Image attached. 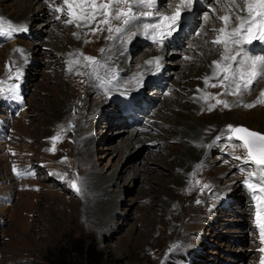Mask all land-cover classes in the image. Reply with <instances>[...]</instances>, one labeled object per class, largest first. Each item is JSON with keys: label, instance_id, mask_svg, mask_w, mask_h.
Here are the masks:
<instances>
[{"label": "rangeland", "instance_id": "1", "mask_svg": "<svg viewBox=\"0 0 264 264\" xmlns=\"http://www.w3.org/2000/svg\"><path fill=\"white\" fill-rule=\"evenodd\" d=\"M28 1L0 0V18H3L0 24L5 30L9 22L21 26L24 20L20 15L32 7ZM178 2L159 0L158 12L174 9ZM214 2L197 0L192 11L183 17L181 33H174L163 47L164 51L144 32L138 39L141 32L135 33L134 28L111 40L107 38L106 29L96 34L84 30L76 38L79 47L74 50L75 56L68 50L72 41L65 33L69 29L73 36L71 25L63 24L60 29L65 33V42L63 38L56 40L48 37L47 32L43 33L50 26L38 31L32 26V33L0 35V88L6 90L18 83L21 97L0 96V264H261L264 257V252L259 251L264 247L260 242V224H264L261 198L264 194L257 189L254 198L253 191L244 184L249 172L257 170L254 165L233 159L237 155L245 156V151L234 147L235 140L227 139L230 135L227 126L241 124L264 133V105L243 107L257 100L264 90V79L243 97L219 96L231 105L230 109L216 105L215 98L224 89L210 85L218 80L208 84L211 93L206 97L211 94L215 107L211 114H207L208 109L204 110V119L196 121L201 125L204 140L199 154H194V143L182 137L169 140L174 150L160 149L163 140L156 139L159 132L147 126L149 117L157 109L156 103L150 104L149 111L139 112L147 107L151 97L157 99L162 93L176 100L173 94L184 90L182 97L185 98L179 100L181 103L186 102L187 96L196 97L193 91L200 89L199 83L208 76V71H214L215 67L209 62L214 61L222 46L213 49L216 45L211 41L216 33L208 35L203 29V25H207V30L211 31L215 27L209 26L214 25V21L221 24L215 16L205 19ZM215 6L223 8L225 2L217 5L215 2ZM50 13L43 21L57 17L58 13L52 10ZM221 13L223 11H217L216 15ZM63 18L65 16L61 15L60 20H55L64 22ZM143 18L148 21L147 17ZM113 23L117 25L116 21ZM131 37L138 39L136 43V40L131 41L138 50L133 44L128 45L126 50L130 47L132 51L126 57V64L135 68L124 69L125 62L120 64L123 71L114 72L116 79L121 78L119 84L105 81L108 91L101 92L98 89L102 87L97 85V92L94 93V89L89 92L85 80L90 72L86 70H93L94 65L84 57H95L103 62L107 53H113L115 41ZM41 38L44 42L37 51L34 45H38ZM193 41H203L211 48L207 53L195 51L197 45H190ZM157 46V53L170 52L160 58V68L144 71L142 74L145 73L147 79L144 77L138 87L129 85L131 74L140 68L139 59L147 57ZM101 49L105 51L102 53ZM248 49L252 55H264L257 50L251 52L249 46ZM110 64L112 68L116 63ZM6 66H10V70ZM17 69L23 72L20 80L15 78ZM160 69L162 76L156 79L155 73ZM171 83L173 87L169 89ZM70 87L78 95L74 105L68 91ZM133 94L140 95V101L147 98V104L132 102L127 108L126 103L133 100ZM210 98L203 102L207 104ZM85 99L92 105L99 99L94 103L95 111L102 116L96 117L92 106L88 107L83 119L91 118L92 125L83 135L76 123ZM105 102L106 106L100 108ZM136 106H140V110L134 112ZM163 109L164 106L160 112L167 115ZM182 111L174 110L177 114ZM173 121L177 128L183 126L182 117L176 116ZM81 122L83 124V120ZM150 123L156 122L152 119ZM136 126H142L139 129L144 131V136L129 135ZM163 129L169 130L167 125ZM56 136L59 139L54 145L52 137ZM86 137L90 138L87 146L91 172L79 161L75 146ZM183 141H187L191 150L185 148ZM53 146L55 151L50 150ZM189 155L193 156L192 161L183 170L177 168L181 158ZM13 166L30 174L19 178ZM77 177L83 181L81 194L70 186ZM252 179L255 181L256 177ZM86 207L90 210L87 213ZM84 241L97 246L96 260L83 262L80 259L79 247Z\"/></svg>", "mask_w": 264, "mask_h": 264}, {"label": "snow or ice", "instance_id": "2", "mask_svg": "<svg viewBox=\"0 0 264 264\" xmlns=\"http://www.w3.org/2000/svg\"><path fill=\"white\" fill-rule=\"evenodd\" d=\"M56 2L57 0H52L50 10L65 16V24H75L77 28L86 27L92 34L106 29L109 33L107 38L111 40L116 39L121 33L134 26L140 18L157 16L159 0H61L60 6L52 7V4ZM196 2L197 0H179L171 15L160 16L161 23L144 25L146 29L151 30L150 38L153 43L164 46L166 40L171 39L174 33H178L184 15L192 11ZM215 2L220 4L221 0H215ZM209 11L222 24L218 29H211L212 32L216 33L211 43L222 46L223 51L221 58L212 62L215 66L213 76L211 78L205 77L204 82L208 85L210 79L218 80V83L210 85L213 88L221 87L224 89V92L217 94L216 105L230 109L231 105L226 100L220 99L219 96L243 97L253 90L256 83L264 79V55H252L248 49V46L253 45L254 42L264 44V0H225L223 15H216L217 9L215 7L210 8ZM61 15H58L56 19L60 20ZM210 18V16H205L206 20ZM2 19L0 18V21ZM114 21L119 22V25H115ZM26 31V27L11 24V22H9L7 30L0 24V35L3 36H11L12 33ZM17 51L21 50L18 49ZM104 51L101 49L102 53ZM84 59L91 65L98 63L95 57L85 56ZM186 59L190 58L186 57ZM159 61L160 57H155L154 60H149L146 63L155 62L159 66ZM234 65L236 66L234 67ZM6 67H9L10 70V66ZM22 75L23 72L17 69L16 80H20ZM221 75L222 79H220ZM99 86L104 88L107 85L101 79ZM19 89L18 83L10 85L6 90L0 88V96H4L6 99H21ZM210 97L211 94L201 98L206 101ZM257 104L264 105V90H261L255 102L243 104V107L250 109ZM213 107L215 105L210 106L208 110L212 111ZM227 130L230 133L227 139L235 140L237 143L234 144V147L243 148L245 151V156L237 155L233 159L242 161L246 165H254L257 170L249 172V178L244 181V184L253 191L254 198H256L257 189L259 193L264 194V133L233 125H228ZM58 139L59 136L52 137L54 145ZM50 150L55 151V146ZM240 170L245 171L244 168ZM13 172L19 178L30 174L18 171L15 166H13ZM253 177H256L255 181H253ZM70 186L77 194H81L83 191V181L79 177L73 180ZM261 199L264 202V197ZM260 242L264 244V224H260ZM259 251L264 252V247H261ZM261 264H264V257L261 258Z\"/></svg>", "mask_w": 264, "mask_h": 264}, {"label": "bare ground", "instance_id": "3", "mask_svg": "<svg viewBox=\"0 0 264 264\" xmlns=\"http://www.w3.org/2000/svg\"><path fill=\"white\" fill-rule=\"evenodd\" d=\"M40 1H41V3H40ZM43 1L44 0H30L32 7L30 8L29 12L27 11V13H24V14L20 15L21 16L20 18H22V20H24V22H25V23L24 22H21V26L26 27L27 28V31H29V32L31 31L32 26H35L36 27L35 28L36 31H38L37 30L38 28H46L47 26H50V28H46L47 29L46 31L43 30V33H46L47 32L48 33V37L55 38L56 40H61L60 38H63L64 39V42H65L64 34L65 33L69 34V37H70L72 43H71V45L68 46V50H69V52L72 53L73 56H75V53H74L75 51L74 50L79 47V42H78V40L76 38H78V35H81L82 34V31H84V30L87 31L88 28H86V27H80V28L75 29V27H76L75 24H72L71 25L72 31H74V33L77 32L76 36H74V34L72 36L70 34V32H69V29H66L65 33L64 32H61L60 29H63V27H62L63 24L66 25V26H68L67 24H65V22H60V21L59 22H56V20H55L56 17L55 16L53 18L54 20H52V19H51L52 21L49 20L50 22L49 21L48 22L43 21L49 14H51L50 13V3H52V0H49V1L46 0L45 3ZM221 1L222 2H225V0H221ZM222 2H220V3H222ZM60 3L61 2H59V0H57L56 3L52 4V7L60 6ZM35 4L37 5V8L36 9H34ZM212 5H213V7H215L217 9V11H223V9H224V7L222 8V6H220V8H218L217 6H215V2ZM28 6H29V4H28ZM173 11H174V9H166V11L158 12V15L159 16H162V15H171ZM58 14H57V16H58ZM223 14H224V11H223ZM223 14L221 13L220 15H223ZM158 15L157 16H153L151 18H148V21H145L144 18L142 17V18H140L135 23L134 26H131L128 30H132L134 28V29H136L134 31L135 33L141 32L140 34H138L139 36H137L138 39L140 38V36L142 35L143 32L145 34L147 33L148 35L151 36V30L150 29H146L144 27V25L161 23L162 21L160 20V17H159V19L157 18ZM192 15H194V14H192ZM207 16H210V17L212 16L213 17V15H212L211 12L208 13ZM211 18H210V20H211ZM19 19H17V21H19ZM65 19H66V17L63 18L62 20L64 21ZM193 22H194V19L191 17V24H193ZM116 23H117V25H119V22H116ZM186 25L188 26V25H190V23H188V21H187L186 22ZM203 26H204V28H203L204 29V32L206 34L213 35L214 32H212L210 30H207V28H208L207 25H203ZM221 26H222V24H220V23L217 24L214 21V25H210L209 27L220 28ZM39 31H40L39 33H42V30H39ZM30 33H32V31ZM178 33H181V31L179 30ZM173 37H174V35H173ZM133 39L134 38L131 37V38H128V39H123L121 42L115 41L113 43V45H112L113 46V48H112L113 53L112 52L111 53H107L106 52L107 55H106V58H103V62H102L101 59H97L98 63L94 65V69L93 70H86V71H89L90 72V77L87 80H85V82L88 83L90 86H93V88L89 87L88 84L85 86V87H88L86 89H88L89 92L91 91V89H94V93L97 92L98 90H100L101 92H104L108 88L107 86L104 87V88H101V89H98L97 88V85H100V80L101 79H103L107 83H110V81H112L113 83H116L117 82L119 84L121 82V78L120 79H116L115 78L114 72L115 71L122 72L123 69H121L120 64H122V63L124 64V62H125V64H124L123 68L124 69H129V68L131 69V67H128V65L126 64L127 63L126 62L127 61L126 60V57L128 58V55H129L130 51H132V49L129 47L128 50H126V48L128 47V45H130L131 41L134 42L136 40L134 42V43H136L137 40H138V39H135V40H133ZM183 39H184V37L181 38V40H183ZM42 41L44 42V40H42V38H41V41L38 43V45H36V44L34 45L35 48L37 49V51H39L42 48ZM167 41L168 40L165 41L164 46H161L160 45V48H162V51L165 50L163 47H165L167 45ZM133 42L131 44H133ZM192 43L194 45H197L196 47H194V50L195 51L200 50L203 53H207L210 50V48H211L209 45H206V43H204L203 41H199L197 43H195L193 41L190 44L191 46H192ZM133 45H134V48H136L135 50H138L137 49V46H135V44H133ZM108 47H110V46H108ZM216 47H218V46L216 45V46H214L212 48L214 49ZM53 50H56V49H53ZM68 50H67V52H68ZM158 50H159V47L158 46L157 47H154V48H152V53H148L147 54V57L144 58V56H142L139 59V62L138 63L140 64V68L138 70H141V71L137 72L138 71L137 70L135 73L131 74L132 77L129 80V83H128L129 85H132V86L139 85L140 82H141V80L144 77L146 78L145 73L142 74L144 71L149 70V69L152 70L154 68H158V69L160 68V63H159V66H157V64H155V62L153 64H150V65L148 63H146L149 60H154L155 57H160V58L161 57H165V56H168L167 54L170 53V52L157 53ZM222 51H223V48L221 47V50H219V52L217 50L218 56L213 57V59L214 60H219L221 58V52ZM112 54H114V55L112 56ZM259 55H262V54H259ZM76 60H78V59H76ZM101 62H102V64H101ZM113 62L116 63V64H114V66L112 68H110L111 67L110 66L111 65L110 63H113ZM60 63H62V66H63V63H65L64 59L62 61H60ZM104 63H105V65H103ZM209 63L212 64V62H209ZM74 64H75V62H74ZM25 66H26V62H25ZM150 67H152V68H150ZM211 67L214 68L215 66L212 64ZM134 68L135 67H133L131 70H133ZM142 69H144V70H142ZM162 72H163L162 69H160L159 72L157 71L155 73L156 74V79H158L157 77L162 76L161 75ZM209 72L210 71H208V76H206V77H210L211 78L213 76V72L214 71H212L210 73ZM214 81L217 82V79H215V80L210 79L209 80V83H212ZM152 83H154V81ZM199 84H201L200 85V89L193 91V92H196L195 93L196 97H189V96H187V100L184 103H181L180 102V101H182L185 98V97H182V95H184V93H186L184 90H180L181 92L179 94H176V95L173 94V96H175V99L176 100H174V99L172 100L170 98H167L166 97V94L165 93H162V94H160V96L158 95L157 99L155 97H151V99L149 101H147V103H148L147 107H142L141 111H139L140 114H141V112L143 113V112H145L149 108L150 104H152L153 102L156 103L157 109H156L155 113L152 116L149 117V121L147 122L148 123L147 126H150L152 128V129L150 128L151 130L158 131L159 132V134L156 137V139H158L159 141H162L163 140L162 146H159L160 149H165V150L167 149V150H171V151L174 150L173 149V146L169 144V140H172V139H177L178 140V139H180V137H182V138H186L187 141L193 142L194 143V145H193L194 148L193 149L195 151L194 154H199V148L201 146L203 147L204 140L202 138V136H203L202 135V130L200 129V126L201 125L200 126L197 125L196 121H199V120L204 119V117H203V116H205L204 115L205 114L204 113V110H207V109H209L210 106L214 105V101L212 100V97L209 99V102L207 104L203 102V99L201 97H206V95L209 92L211 93V91L209 90V92H208V89H207V86L208 85L205 84L204 79ZM157 87L159 89L163 88L162 86H157ZM172 87H173V84L171 83V86H168V88L171 89ZM233 87H234V85H233ZM68 91L70 92V95L72 96V99H73L72 100V105L76 104V101L78 100V95H76L75 91L71 87H70V90L68 88ZM106 91H108V90H106ZM153 92H156V91H153ZM86 93H87V91H86ZM109 93H110V91H109ZM133 95H134V97L131 98L133 100L132 101L131 100H128V103H126V104H129L127 106V108L130 107V105H131L132 102H134L135 105L138 104V103H140V102L141 103L143 102V103L147 104L146 101H145L147 98L146 99L142 98L143 100L140 101V98H141L140 95H138V94H133ZM97 100H99V99H97ZM97 100L94 103H98ZM100 101H102V100L100 99ZM164 101H166V102L164 103ZM94 103L92 105L91 102H89V101L87 102V100L85 99V100H83L84 107L82 108V110L80 108L78 110L79 117H78V121H77L76 125L78 126V129L80 130V132H83L84 133L83 135H86V129L87 128H90L91 125H92L91 118H88L86 116V118H85L86 121L85 122H84L85 119H83V115L86 113L87 108L88 107L90 108V106H92V110H94V112H92V114H95L96 117H98V114L101 115V113L99 111H95L96 105ZM188 103H190V106H187ZM104 104L106 106V102H105V103H102L101 104V107L100 108H104ZM141 106H144V105H141ZM162 106L165 107V110L164 109L163 110L166 111V112H168L167 115H162L163 113L160 112L159 109ZM175 108H179V109L184 110V111H182V113H180V114H177L176 112H174ZM138 110H140V106H136L134 112L135 111H138ZM66 111H67V109H66ZM147 111H149V110H147ZM211 112L212 111H209V112H207V114H211ZM187 114H188V119L186 118V115ZM176 116L177 117H182V119H183V126H180V128H177V126H175V122L173 121V119ZM147 118H148V116H147ZM152 119L155 120L156 123L151 124L150 123V120H152ZM81 120H83V124H82ZM136 121L137 120H135V123L134 124H137ZM164 125H167V127H168L169 130L163 129V126ZM140 127H142V126H136L133 130H131V133H129V135H134V136L137 135V137L138 136L139 137L144 136V131L141 132L140 129H139ZM65 139H67V138H65ZM89 140H90L89 137H86V139L85 138H81V141L80 142H77V144L75 146H76L77 151H78L77 157H78L79 161H81V162L84 163V165L86 166V170L88 172H91L92 171L91 170L92 167L90 166L91 157H90L89 148L87 146ZM187 141H183V143L185 145V148L188 149V150H191L190 147L187 145ZM192 157L193 156H190L189 155V156H187L184 159L181 158V160L177 164V168L179 167V168H181V170H183L184 167L187 166L188 163H190L192 161ZM111 177H112V175H111ZM113 177H114V175H113ZM180 177H181V175H180ZM180 182L181 181H179V183ZM120 197L123 198L122 196H120ZM88 211H90V210H89V208L86 207V213Z\"/></svg>", "mask_w": 264, "mask_h": 264}, {"label": "trees", "instance_id": "4", "mask_svg": "<svg viewBox=\"0 0 264 264\" xmlns=\"http://www.w3.org/2000/svg\"><path fill=\"white\" fill-rule=\"evenodd\" d=\"M79 249L81 250L80 259H83V262H92L96 260V255L98 254L97 246L93 243L87 244L85 241L80 244Z\"/></svg>", "mask_w": 264, "mask_h": 264}, {"label": "water", "instance_id": "5", "mask_svg": "<svg viewBox=\"0 0 264 264\" xmlns=\"http://www.w3.org/2000/svg\"><path fill=\"white\" fill-rule=\"evenodd\" d=\"M237 126H243V127H245L244 125H241V124H239V125H237ZM250 130H252V129H250ZM253 131L260 132V131H258V130H253ZM260 133H262V132H260Z\"/></svg>", "mask_w": 264, "mask_h": 264}]
</instances>
